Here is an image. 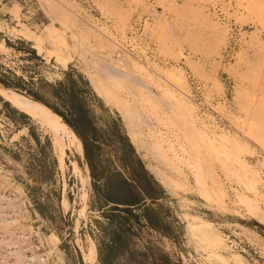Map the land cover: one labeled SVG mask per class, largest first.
Wrapping results in <instances>:
<instances>
[{
	"label": "rangeland",
	"instance_id": "rangeland-1",
	"mask_svg": "<svg viewBox=\"0 0 264 264\" xmlns=\"http://www.w3.org/2000/svg\"><path fill=\"white\" fill-rule=\"evenodd\" d=\"M0 5V79L15 86L0 83V161L73 264H264V0ZM106 63L113 70L104 76ZM139 80L180 116L144 98ZM30 92L91 120L92 165L104 193L113 194L110 171L124 170L122 157L133 162L136 153L162 190L159 209L173 233L101 208L87 186L81 138L61 116L65 132L44 124ZM125 99L151 129L128 116ZM191 120L215 140L191 142ZM156 170L171 183L161 184ZM202 220L211 223L198 226Z\"/></svg>",
	"mask_w": 264,
	"mask_h": 264
},
{
	"label": "built area",
	"instance_id": "built-area-1",
	"mask_svg": "<svg viewBox=\"0 0 264 264\" xmlns=\"http://www.w3.org/2000/svg\"><path fill=\"white\" fill-rule=\"evenodd\" d=\"M186 79L195 82L190 75ZM13 179L0 161V264H73L61 240L51 242V232L27 192L12 187Z\"/></svg>",
	"mask_w": 264,
	"mask_h": 264
},
{
	"label": "trees",
	"instance_id": "trees-1",
	"mask_svg": "<svg viewBox=\"0 0 264 264\" xmlns=\"http://www.w3.org/2000/svg\"><path fill=\"white\" fill-rule=\"evenodd\" d=\"M0 81L8 87H15L8 80L6 81L0 79ZM29 94L37 99L47 102L35 92H30ZM0 100L3 99L0 97ZM4 104H8V101H4ZM51 105L82 126L90 137L92 144L98 140L95 137V134L90 131V128H92L90 125L92 124L90 119H84L73 113H67L60 107L53 104ZM79 109L82 110L81 108ZM70 123L75 127L81 138L84 157L90 169L88 139L81 127L73 124L72 122ZM95 130L96 128H93V131ZM134 156L135 159L133 162H130L126 158L122 157V166L124 167V170L117 168L110 171L109 178L111 182V189L113 191L112 195L104 193V191L101 190L95 168L93 167L91 184L93 187L95 201L100 203L102 200V207L107 206V208L123 212L126 215L127 220L129 217H133L137 223L144 220L150 227L160 231L163 235L173 233L171 222L166 219L164 213L159 209L161 205L158 203V199L163 197L162 190L160 189L156 179H154L152 174L144 167V163L140 157L136 153Z\"/></svg>",
	"mask_w": 264,
	"mask_h": 264
},
{
	"label": "bare ground",
	"instance_id": "bare-ground-1",
	"mask_svg": "<svg viewBox=\"0 0 264 264\" xmlns=\"http://www.w3.org/2000/svg\"><path fill=\"white\" fill-rule=\"evenodd\" d=\"M67 8V7H66ZM76 14V13H75ZM62 22V21H61ZM60 23V22H59ZM74 37V36H73ZM153 60V59H152ZM109 63H106V64H104L103 65V67L102 68H100L101 69V71L102 72H104L103 73V75L105 76L106 74L107 75H111L112 74V68H109L110 66L108 65ZM115 64V63H114ZM117 64H118V62H117ZM64 65H66V63H64ZM115 66V65H114ZM117 66V65H116ZM114 67L115 69H114V71L115 72H126V70H124L123 68H120V67ZM100 71V72H101ZM142 79V78H141ZM96 79H91V81H92V84H93V86L95 87V89L98 91V92H101L102 90H101V88H100V86L98 85L99 83H98V81L96 82L95 81ZM151 80H154V79H151ZM98 83V84H97ZM137 83H139V88H141V90H139V91H141L142 92V94L143 95H145L144 96V98H147V97H151V99L152 100H155L156 101V103L158 104V106H161V105H164L166 108H168V109H170L171 111H172V113H174L173 114V117L176 115L177 117L178 116H180V114H181V111L180 110H178L177 109V107H175L174 106V104L173 103H171L172 104V106L169 104V103H167V101H165V99L164 98H162L161 96H158L154 91H152V89L149 87V85L145 82V81H138ZM115 85H116V87L117 88H119V87H121V85H119V84H117V83H115ZM159 85V84H158ZM141 94V93H140ZM162 94H163V96L164 97H166L167 98V95H166V93L164 92V91H162ZM137 95H139V94H137ZM143 95L141 96V99H142V97H143ZM135 98H136V96H135ZM138 99H139V97H138ZM123 100V99H122ZM143 100H145V99H143ZM143 100H141V101H143ZM148 101V100H147ZM172 102V101H171ZM31 103L34 105V107H35V109L37 110V112H38V114L40 115V118H41V120H42V122L44 123V124H46V125H48L50 128H52L54 131H57V130H59V129H61L62 131H67V127H66V125H65V123L67 124V125H69L70 126V128L73 130V132L75 133V135L80 139V136H79V134H78V132H77V130L75 129V127L70 123V121H67V120H65L61 115H58L57 113H56V111L55 110H53L52 108H50L49 106H47V105H45L41 100H37V99H35V98H32L31 99ZM189 105V104H188ZM190 106V105H189ZM189 106H187V107H189ZM122 107L124 108V110H126V112L128 113V116H132L135 120V123H137V124H146L147 126H148V129L150 128V126H152L151 125V123L148 121V120H146L145 118L144 119H142V117H140L136 112H133V110L130 108L131 106H130V102L127 100V99H125L124 100V102H122ZM189 108H191V107H189ZM167 113V112H166ZM170 113V112H169ZM168 114V113H167ZM179 114V115H178ZM185 114V113H184ZM183 115V114H182ZM62 117V119L65 121V123L62 121V119H61V117ZM169 116V115H168ZM190 116V115H189ZM183 117V116H182ZM171 118V117H170ZM172 119V118H171ZM174 119V118H173ZM172 119V120H173ZM177 120V122H178V119H176ZM180 121H181V118L179 119ZM183 120H185L184 118H183ZM179 121V122H180ZM187 121V120H186ZM174 122V121H173ZM176 122V123H177ZM178 122V123H179ZM196 122V121H195ZM195 124V123H194ZM187 126V125H186ZM185 127V126H184ZM130 129V128H129ZM151 129V128H150ZM199 128L197 127L196 128V126H194L193 125V123H192V120H191V124H190V126H188V128H187V130L185 131V134H186V136H187V138L191 141V142H196L198 139L199 140H206V142L208 141V142H212L213 140H215V139H212V138H210V137H208V135L207 134H205L204 132H202V131H200V130H198ZM152 131H153V129H152ZM139 134H140V132L138 131V130H136L135 128H131L130 129V133H129V136L131 137V139L133 140V142H141V143H143V139H140V137H139ZM184 134V133H183ZM219 137V139L218 140H220L221 141V139L222 138H220V136H218ZM222 137H224V135L222 136ZM226 139V138H225ZM225 141V140H224ZM204 142V141H203ZM82 143V142H81ZM221 143L223 144V145H226V144H224L222 141H221ZM197 144H200L201 145V143H200V141H199V143H197ZM138 145V144H137ZM196 145V144H195ZM203 145V144H202ZM146 146V145H145ZM204 146V145H203ZM215 146V145H214ZM228 148V147H227ZM153 150L156 152V154H158V156H161V157H163V153H162V149H161V146H160V144L158 143V142H156V146L153 148ZM150 151V150H149ZM154 152V153H155ZM230 152V151H229ZM223 153V152H222ZM82 154H83V157H84V150H83V144H82ZM228 154V153H227ZM224 155V154H223ZM226 155V154H225ZM157 156V155H156ZM85 158V157H84ZM159 159H161V158H159ZM228 159V158H227ZM167 165H171L170 163H168L167 162ZM172 166V165H171ZM173 167V166H172ZM79 168H80V170L82 171V174L83 175H85V171H84V167L83 166H79ZM155 175L158 177V180H159V182L161 183V184H164V185H166L167 186V184H170L171 182H170V180H169V178L161 171V170H156L155 171ZM86 176V175H85ZM82 184V183H81ZM90 198V197H89ZM210 198V197H209ZM211 199V198H210ZM242 202V201H241ZM211 222H209V221H205V220H202V221H200L198 224V226H205V225H209ZM191 229H192V227H191ZM78 229H77V226H75V230L74 231H77ZM192 231H193V229H192ZM192 231H191V234H192ZM190 232V231H189ZM194 232V231H193ZM195 233V232H194ZM196 234V233H195ZM50 236V239H51V242H53V244H56V243H59V241H60V238L54 233V232H51V234L49 235ZM216 243V242H215ZM79 259H80V262L82 263V260H81V257H80V255H79Z\"/></svg>",
	"mask_w": 264,
	"mask_h": 264
},
{
	"label": "water",
	"instance_id": "water-1",
	"mask_svg": "<svg viewBox=\"0 0 264 264\" xmlns=\"http://www.w3.org/2000/svg\"><path fill=\"white\" fill-rule=\"evenodd\" d=\"M0 83H2L0 81ZM4 84V83H2ZM5 85V84H4ZM40 100V99H39ZM42 101V100H41ZM45 105L49 106L50 108H52L53 110H55L57 113H59L65 120L67 121H70L72 122L73 124L81 127L83 130H84V133L88 139V142H89V146H88V150H89V157H90V169H89V178H88V183H87V186L90 187L91 186V181H92V170H93V165H92V162H93V151H92V145H91V141H90V137L88 136L87 132L85 131V129L80 126L77 122H75L74 120H72L70 117H68L67 115L61 113L60 111H58L55 107H53L52 105H50L49 103L47 102H44L42 101Z\"/></svg>",
	"mask_w": 264,
	"mask_h": 264
},
{
	"label": "crops",
	"instance_id": "crops-1",
	"mask_svg": "<svg viewBox=\"0 0 264 264\" xmlns=\"http://www.w3.org/2000/svg\"><path fill=\"white\" fill-rule=\"evenodd\" d=\"M4 3H1V5H3ZM1 5H0V8H1ZM4 7V6H3ZM3 41H5V38H3ZM98 182L100 183L99 181V177H98ZM102 190V189H101ZM102 201V200H101ZM102 208V205L100 206Z\"/></svg>",
	"mask_w": 264,
	"mask_h": 264
}]
</instances>
